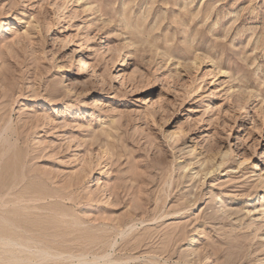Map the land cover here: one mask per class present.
Masks as SVG:
<instances>
[{
  "label": "rangeland",
  "instance_id": "374dc122",
  "mask_svg": "<svg viewBox=\"0 0 264 264\" xmlns=\"http://www.w3.org/2000/svg\"><path fill=\"white\" fill-rule=\"evenodd\" d=\"M263 172L264 0H0V264H264Z\"/></svg>",
  "mask_w": 264,
  "mask_h": 264
},
{
  "label": "bare ground",
  "instance_id": "6f19581e",
  "mask_svg": "<svg viewBox=\"0 0 264 264\" xmlns=\"http://www.w3.org/2000/svg\"><path fill=\"white\" fill-rule=\"evenodd\" d=\"M58 37V36H57ZM69 37V38H68ZM59 38V37H58ZM72 38V35H71V33H69L66 37H64V38H62V39H60V43H62L64 46L65 45H68L69 44V42L72 40L71 39ZM55 41V40H54ZM59 43V44H60ZM71 49V48H70ZM76 51L78 52V53H83V49L81 48V44L78 42V45H76ZM72 55L73 54H75V50L74 51H72V53H71ZM72 55H70V59H72L73 58V56ZM79 58L78 59H76V61H74V63H75V65H76V67H78L79 68V70L80 71H83L84 69H89L90 67H91V64H89V62H88V60H87V57L83 54H81V55H79L78 56ZM77 58V57H76ZM79 72V71H78ZM213 78L214 79H216V80H219V76H218V72H215L214 74H213ZM212 144H210L209 146V148L214 152V153H208L207 155H209L208 156V161L207 160H204L205 161V163L207 164L208 162H210V161H212L213 159H215V155L217 154V153H219L220 151V149H218V146L219 145H217V143H216V141H214V143L213 142H211ZM192 147H195V145H193ZM192 150L194 149V148H191ZM190 149V150H191ZM191 150V151H192ZM210 150V151H211ZM194 151V150H193ZM211 154H213V156L211 155ZM227 153L226 152H224L223 154H222V157H220V161H216L215 163H214V165L216 164V170L219 168V167H221L224 163H225V160L227 159V155H226ZM206 155V156H207ZM240 155V157H239V159H238V163H237V166H236V168H239L238 170H242V169H244V168H247L249 165H250V159H247V157H246V155L244 154V153H240L239 154ZM210 158V159H209ZM193 159V158H192ZM228 160V159H227ZM193 163V160L192 161H190L188 164H186V166H184V169L185 168H189V166L191 165ZM204 163V164H205ZM200 164H202V163H200ZM214 165L212 164L210 167H206V166H204L202 169L203 170H205L204 171V178L209 174V173H212V172H214L215 171V169H214ZM207 166H209V165H207ZM236 168H235V170H236ZM255 168H257V163H255L254 164V169ZM234 169V168H233ZM199 171V170H198ZM193 173V172H192ZM196 174H197V172H196ZM190 175V174H189ZM195 175V174H194ZM260 178H259V180H260V183H263V181H264V172H263V174H260V176H259ZM214 195V194H213ZM216 195V194H215ZM214 195V196H215ZM213 196V197H214ZM216 197V196H215ZM262 199H264V195H262L261 196V194L260 195H258L257 196V205H255V204H253L252 205V210H253V212H256V213H259V209L257 208L258 207V205L260 204V200H262ZM264 206V205H263ZM262 206V210H261V216L262 217H264V207ZM251 209V208H250ZM249 209V210H250ZM225 210V209H224ZM226 211V210H225ZM254 214V213H253ZM251 223V222H250ZM258 229V228H257ZM261 237H264V234H262V236ZM195 237H191V239H194ZM193 241V240H192ZM190 242V246L191 245H195V243H193V242Z\"/></svg>",
  "mask_w": 264,
  "mask_h": 264
}]
</instances>
